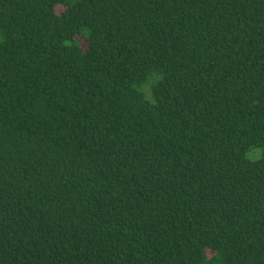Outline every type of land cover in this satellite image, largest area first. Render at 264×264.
Returning <instances> with one entry per match:
<instances>
[{
	"label": "trees",
	"instance_id": "trees-1",
	"mask_svg": "<svg viewBox=\"0 0 264 264\" xmlns=\"http://www.w3.org/2000/svg\"><path fill=\"white\" fill-rule=\"evenodd\" d=\"M264 0H0V264H264Z\"/></svg>",
	"mask_w": 264,
	"mask_h": 264
},
{
	"label": "rangeland",
	"instance_id": "rangeland-1",
	"mask_svg": "<svg viewBox=\"0 0 264 264\" xmlns=\"http://www.w3.org/2000/svg\"><path fill=\"white\" fill-rule=\"evenodd\" d=\"M249 159L257 160L259 158L264 157V149H255L249 152L248 154Z\"/></svg>",
	"mask_w": 264,
	"mask_h": 264
}]
</instances>
